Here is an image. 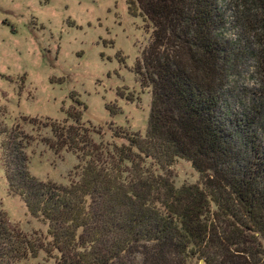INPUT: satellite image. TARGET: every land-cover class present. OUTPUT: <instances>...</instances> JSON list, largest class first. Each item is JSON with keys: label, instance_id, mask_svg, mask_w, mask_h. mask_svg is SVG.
<instances>
[{"label": "trees", "instance_id": "1", "mask_svg": "<svg viewBox=\"0 0 264 264\" xmlns=\"http://www.w3.org/2000/svg\"><path fill=\"white\" fill-rule=\"evenodd\" d=\"M134 1L150 28L132 66L150 93L144 134L114 125L94 142L74 110L73 123L50 121V146L82 161L62 184L29 171V135L0 119L7 187L50 236H28L0 206V264L39 250L54 264H264V0ZM247 56L259 93L236 111L228 77ZM175 158L197 182L173 185Z\"/></svg>", "mask_w": 264, "mask_h": 264}, {"label": "rangeland", "instance_id": "2", "mask_svg": "<svg viewBox=\"0 0 264 264\" xmlns=\"http://www.w3.org/2000/svg\"><path fill=\"white\" fill-rule=\"evenodd\" d=\"M134 7V0H0V119L29 135L24 151L35 176L62 184L79 177V157L48 141L54 139L50 121L74 122L70 110L94 142L108 141L114 125L144 134L150 93L139 85L132 66L150 28L136 9L131 12ZM236 31L231 22L226 33L233 37ZM228 80L236 111L259 93L260 74L248 56ZM119 88L132 98L117 95ZM167 172L174 186L199 179L183 158H175ZM0 206L23 233L50 239L47 223L8 189L1 162ZM16 264H54V258L39 250ZM192 264L205 263L199 258Z\"/></svg>", "mask_w": 264, "mask_h": 264}]
</instances>
